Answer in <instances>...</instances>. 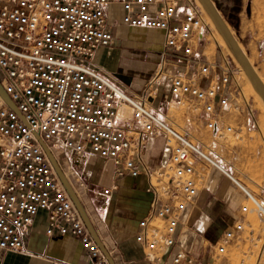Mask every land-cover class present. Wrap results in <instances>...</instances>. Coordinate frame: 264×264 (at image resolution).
Instances as JSON below:
<instances>
[{
	"label": "built area",
	"instance_id": "2783aa9c",
	"mask_svg": "<svg viewBox=\"0 0 264 264\" xmlns=\"http://www.w3.org/2000/svg\"><path fill=\"white\" fill-rule=\"evenodd\" d=\"M193 1L0 0V86L14 107L0 96V252L21 251L24 235L44 212L46 236L76 238L89 264H108L41 140L68 181L60 162L67 152L111 164L115 178H146L148 209L133 238L144 264H219L228 260L230 248L239 251L236 264H264V196L248 190L151 107L152 81L133 94L94 63L98 49L115 43L108 22V11L115 7L119 25L160 32L159 67L165 69L167 93L200 113L215 138L234 134L231 125L217 130L232 96L230 66L201 61L190 76L175 65L176 58L187 63L204 55L199 42L209 27ZM156 139L168 158L151 167L144 153ZM199 162L217 170L243 198L234 221L202 257L181 231L199 198L204 169ZM78 187L72 186L81 201L84 183ZM117 188L114 183L102 193L108 196Z\"/></svg>",
	"mask_w": 264,
	"mask_h": 264
},
{
	"label": "rangeland",
	"instance_id": "374dc122",
	"mask_svg": "<svg viewBox=\"0 0 264 264\" xmlns=\"http://www.w3.org/2000/svg\"><path fill=\"white\" fill-rule=\"evenodd\" d=\"M212 2L228 29L232 32V35L244 50L245 55L250 59L251 63H249L256 71V74H258L264 82V0H212ZM193 5L201 12L202 16L204 15L203 19L206 22L205 14H203L204 11L202 10V13L194 1ZM108 14V22L114 27L119 18V11L117 8L111 7ZM207 25L209 28L206 31L204 39L199 42V48L204 51V54L209 60L219 61L223 58L221 62L227 63L233 70V80L229 86L232 96L228 106L220 114V122L217 123V130H221L226 125H231L237 131L232 135L226 136L224 139H217L214 137L215 132L205 127L203 116L200 113L191 110L189 107L182 106L178 98L170 96L167 93L168 83L164 76L165 69L163 68L160 71L159 67L161 61V46L159 45L161 36L158 32L127 28L131 31V34L129 36L127 35L130 37L129 42L138 43L141 42L140 40L145 42L147 40L149 41V44L146 45L136 43L137 45L148 48L146 49V54H141L142 59L139 58L135 60L131 57L128 61V57L124 55L122 51L124 48H122V45H119L118 49L105 54L106 62L104 65L112 74L122 78H128L129 76L132 78L136 75L131 74L134 73L133 63L135 61L148 64L150 66V72L148 73L149 75H147L148 77L146 79L144 78V87L152 81L154 94L150 99L151 107L163 117H166L174 127L186 133L192 141L196 142L203 151L220 163L227 171H229V163L233 164L238 173L236 176L233 174L234 177H238L240 182H243L248 188L252 189L249 187L250 183L245 177L250 178L252 181H256V174H259L260 168H264V111L254 98V95L250 92L239 70V66H237V63L227 51L228 47H225L219 42L214 29L211 28L209 24ZM149 35L151 38H148ZM141 76L139 79L143 78L145 74ZM112 77L122 86L118 78L113 75ZM153 79L157 80V82H154L155 80ZM144 87L142 89H144ZM133 94L138 93L133 92ZM235 103L240 105V110L234 109ZM236 143H239V148L242 149V152L239 154H235L234 152V145ZM231 147H233V149H231ZM258 149L261 151L259 156L256 157L255 154ZM245 150H248L247 153ZM162 151L163 149H160V151H158L159 154L154 156L158 162L162 160L164 154V151ZM252 152L254 154L253 159H251ZM90 160L93 166L104 164V162L94 157H91ZM71 162L72 161H70V163ZM197 167H204L203 171L199 173L201 180H198L201 183V190L198 200L192 206L191 216L184 224L183 234L184 236L186 235L185 239L186 241L188 240V246L193 245L194 251L197 252V250H199L200 257H202V255L211 253V246L219 237L221 231L234 221V216L237 214V211L236 208L228 209L224 206L219 207V200L215 198L214 191L222 175L217 170L207 165L205 166L203 162H199ZM73 169L79 176L78 182L84 183V190L87 191L88 202L91 205L88 178H90L92 171L86 172L78 163L73 164ZM223 180H226V185L227 182L229 183L224 177ZM223 180H221V182ZM74 187L80 190L78 184ZM99 187L100 189L102 188V186ZM230 190L231 193L234 192L232 188H230ZM83 194L84 191L80 192V198H82ZM202 199L203 201L201 203ZM242 202L243 199L241 203ZM92 207L94 209V206ZM96 215L99 219L101 217L100 211L98 214L96 213ZM248 218L256 226L260 225L257 218L251 215H249ZM189 231L192 233L189 234L191 239L188 235ZM112 251L113 249H110L109 252ZM116 254L117 253L114 251L113 255ZM113 255H111L112 258L114 257ZM238 256L239 251L230 248L228 250V260L222 258L219 264H236ZM251 262L252 260L248 262V264Z\"/></svg>",
	"mask_w": 264,
	"mask_h": 264
},
{
	"label": "crops",
	"instance_id": "0c3cea01",
	"mask_svg": "<svg viewBox=\"0 0 264 264\" xmlns=\"http://www.w3.org/2000/svg\"><path fill=\"white\" fill-rule=\"evenodd\" d=\"M109 24L112 35L116 39V43L112 46L98 49L94 63L97 68L109 74L111 77L113 75L118 78L122 87L128 92L139 93L143 90L142 88L144 87L145 79L148 76L139 79L140 75H135L132 78L131 76L128 78H122L112 74L107 68H105V54L107 52L111 53L113 50L118 49L119 45H122V48H124L122 51L124 55L128 57V61L131 57L137 60L139 58L142 59L141 54H146V49L148 48L142 47V45H137L138 43L140 44V42H136L137 44L129 42L130 37L128 36L131 34V31L124 26L116 23V25L112 27L110 22ZM222 60L223 58L219 61H211L204 54L203 57L200 58H189L187 63L181 58H176L175 65L176 67H185L189 75L194 76L201 61L214 63L218 66L222 64ZM133 64H135V62ZM131 74L136 73L134 72ZM160 149H163L164 154L161 162H158L154 156L159 154L158 151H160ZM231 149H233V147H231ZM234 150L235 154L242 152V149L239 148V143L234 145ZM245 151L247 153L248 150ZM260 151V149L256 150V157L259 156ZM144 154L145 159L147 158V163L151 167L164 163L168 158V152L163 147L161 139L150 141ZM251 154V159H253V152ZM90 158V155L77 156L70 152L62 153L60 155L61 167L67 172L69 183L73 187L78 184L79 177L73 169V164L78 163V165L82 166L86 172L92 171L90 178H88L89 180L87 179L90 185L91 194L89 197L91 199V205L88 202L86 190H84V194L82 195L81 203L91 221L96 236L102 241L107 250L110 251V249H113L112 255L114 251L117 253L116 255H113L115 263L144 264L142 261V251L136 245L133 238L138 231V221L144 216L148 209L149 198L144 193V187L147 182L146 178L144 176L138 178H130L128 176L115 178L113 176V167L111 164L104 162V164L102 163L103 165L97 164L93 166ZM64 159L65 161L67 160V163L63 162ZM69 160L72 162L70 163ZM74 160L77 161V163ZM228 169L231 174H235V176L238 174L233 164L229 163ZM259 171V174H256V181H252L250 178L244 176L250 183L249 187L253 190L248 188L243 182L241 183L257 196L263 197L264 168H260ZM236 178L238 179V177ZM221 180H223L222 176L218 181L216 190L214 191L215 198L219 200V207L224 206L228 209L236 208L237 211L239 204L243 199L242 195L230 182H227L226 185V180H223L222 182ZM114 183L118 188L110 195H104L102 193L103 189ZM99 186H102V188L100 189ZM230 188H232L234 192L231 193ZM202 201L203 199L201 200V203ZM92 206H94V209ZM99 211L101 217L98 219L96 213L98 214ZM45 228V213L40 212L31 229L23 237V249L18 252H0V264H89L88 256L82 250L80 243L76 238L59 236L48 237L44 233ZM181 231L184 233V227H181ZM189 234L192 233L189 231L188 235ZM189 238L191 239L190 235Z\"/></svg>",
	"mask_w": 264,
	"mask_h": 264
},
{
	"label": "water",
	"instance_id": "95a60500",
	"mask_svg": "<svg viewBox=\"0 0 264 264\" xmlns=\"http://www.w3.org/2000/svg\"><path fill=\"white\" fill-rule=\"evenodd\" d=\"M203 7L204 11L207 13V15L212 20L216 30L219 32L221 37L223 38L226 46L228 47L229 51L231 52L234 59L237 61V63L240 65V67L243 69L246 77L250 81V84L256 91V93L260 96L262 102L264 103V85L261 82L260 78L254 71L252 65L249 63L246 55L242 51V49L239 47L237 40L234 38V36L230 33L226 23L222 19L221 15L219 14L217 8L213 4L212 0H198ZM0 96L10 105V107H13L11 101L8 99L7 95L5 94L4 90L0 86ZM42 148L44 149L46 155L48 156L52 167L54 168L58 178L60 179L63 187L65 188L67 194L69 195L70 199L72 200L74 206L77 208L81 219L87 228L89 234L91 235L93 241L97 244L98 248L100 249L102 255L105 257L108 264H115L114 259L109 254L108 250L102 243V241L96 236L94 229L92 227L91 221L85 212V209L77 197L75 191L73 190L72 186L70 185L69 181L65 177L64 173L62 172L60 166L58 165L55 158L52 156L46 145L40 140L39 141Z\"/></svg>",
	"mask_w": 264,
	"mask_h": 264
},
{
	"label": "bare ground",
	"instance_id": "6f19581e",
	"mask_svg": "<svg viewBox=\"0 0 264 264\" xmlns=\"http://www.w3.org/2000/svg\"><path fill=\"white\" fill-rule=\"evenodd\" d=\"M195 3H196V5L200 8V10L202 11H204V9H203V7L201 6V4H200V2L198 1V0H195ZM203 11H202V13H203ZM203 14H205V20H206V23L207 24H209L210 25V27L211 28H213L214 29V31H215V33H216V35L218 36V39H219V42L221 43V44H223L225 47H226V44H225V42H224V40H223V38L221 37V35L219 34V32L216 30V28H215V26H214V24H213V22H212V20L210 19V17L207 15V13L204 11V13ZM204 16V15H203ZM148 31H154V30H148ZM230 31V30H229ZM157 32V31H156ZM159 33V35L161 36V34H160V32H158ZM230 33L232 34V32L230 31ZM151 35V34H150ZM148 36V38H151V36ZM161 38V37H160ZM141 42V44H144V45H146V44H149L148 42V40L145 42V41H143V40H140ZM238 43V42H237ZM238 45H239V47L242 49V47L240 46V44L238 43ZM227 51L230 53V55L232 56V54H231V52L229 51V49L227 48ZM242 51L244 52V50L242 49ZM245 54V53H244ZM233 57V56H232ZM247 57V56H246ZM248 58V57H247ZM233 59H234V57H233ZM235 60V59H234ZM248 61L251 63V61H250V59L248 58ZM235 62L237 63V61L235 60ZM237 66H239V70H240V72H241V74H242V76H243V78H244V80L246 81V83H247V85H248V87H249V90H250V92L254 95V98L257 100V102L259 103V105H260V107L262 108V110L264 111V103L262 102V100H261V98H260V96L256 93V91L254 90V88L252 87V85L250 84V81L248 80V78L246 77V75H245V73H244V71H243V69L240 67V65L237 63ZM134 72L136 73V75H143V74H145V76L147 77V75H148V73L150 72V66L148 65V64H145V63H142V62H136L135 61V64H134ZM254 69V68H253ZM255 71V70H254ZM256 72V71H255ZM258 75V74H257ZM142 77V76H141ZM258 77L260 78V80H261V82L264 84V82H263V80H262V78L258 75ZM72 160V159H71ZM75 161V160H74ZM76 163H77V161H75ZM81 162V161H80Z\"/></svg>",
	"mask_w": 264,
	"mask_h": 264
}]
</instances>
